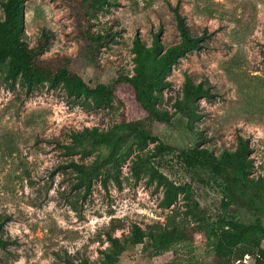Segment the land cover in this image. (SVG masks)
Masks as SVG:
<instances>
[{
    "label": "rangeland",
    "instance_id": "rangeland-1",
    "mask_svg": "<svg viewBox=\"0 0 264 264\" xmlns=\"http://www.w3.org/2000/svg\"><path fill=\"white\" fill-rule=\"evenodd\" d=\"M113 5L94 17L95 29L113 24L118 34L102 51L98 69L78 51L72 68L91 85L109 84L120 72L134 73L133 40L152 44L162 28L161 42L181 40L174 7H178L200 48L181 56L166 73L169 84L158 91V106L174 113L183 96L185 80L201 83L210 94L197 99L199 116L189 120L176 112L171 122H155L159 141L178 149L208 147L220 154L235 149L239 136L251 147L250 177L264 175V0H112ZM64 6L57 0H26L23 37L33 43L44 29L52 31L47 53L70 52L75 41ZM0 0V17H3ZM145 116L131 89L120 85L111 106L96 108L90 98L69 97L61 84L28 87L21 77L7 78V63L0 66V215L8 216L0 250V264H100L110 250L108 233L123 237L137 224L157 235L173 228L186 230V238L163 248L147 236L128 245L113 264H215L214 231L225 219L251 223L264 221V191L260 198L223 189L210 171L186 168L172 154L157 156L160 170L176 183L190 187L171 206L161 203L163 189L147 174H132L137 153L154 150L135 145L121 161L119 179L94 178L91 188L75 187L77 172L59 167L72 160L91 162L105 149L66 155L63 143L70 133L86 126L108 129L123 118ZM241 263L252 264L245 257Z\"/></svg>",
    "mask_w": 264,
    "mask_h": 264
},
{
    "label": "trees",
    "instance_id": "trees-1",
    "mask_svg": "<svg viewBox=\"0 0 264 264\" xmlns=\"http://www.w3.org/2000/svg\"><path fill=\"white\" fill-rule=\"evenodd\" d=\"M57 1L64 6L62 13L70 24L63 36L66 40L75 41L77 48L70 52L56 51L48 54L46 49L52 38L51 30L44 29L33 43L23 37L26 0H1L4 15L0 17V66L7 63V78L16 79L20 76L28 87L48 83L49 87L55 88L61 84L69 97L90 98L96 108L111 106L118 87L126 85L131 89L138 107L145 113L143 118L137 120L123 118L108 129L86 126L70 133L71 141L62 144L66 155L80 152L81 157L85 158L93 150L107 151L104 157L99 155L91 162L72 160L59 166L77 172L75 187L89 190L93 179L100 176L104 181L108 177L118 180L122 158L129 154L132 146L144 149L148 140H152L158 141L154 150L137 153L132 159L131 170L136 177L147 174L151 182L163 189L162 205L171 206L181 193L189 197L191 191L190 187L176 183L160 170L155 159L166 153L176 156L186 168L200 167L210 171L213 176L221 179L223 189L230 192L235 189L244 195L253 194L260 198L259 193L264 191V175L257 179L250 177L253 165L251 147L243 136H239L235 149L225 148L217 154L203 146L178 149L164 144L154 135V123H169L176 112H181L189 120L198 117L197 99L210 94V90L203 84H195L188 77L184 83L183 96L174 103V113L158 106V91L169 84L166 79L168 70L186 52L202 46V38L192 34L178 7H174V11L180 41L165 46L160 39L162 28L154 33L150 45L136 36L132 46L134 73L129 75L120 72L109 84L91 85L72 66L77 52L83 51L98 69H105L106 65L100 56L104 48L115 39L118 29L110 24L103 31H97L93 19L114 3L112 0ZM9 220L7 215H0V250L6 248L8 242L4 237V228ZM187 234L188 231L184 229L173 228L149 235L137 224L133 225L129 235L123 237L108 233L110 250L104 252L105 258L100 264L115 263L128 245L141 244L147 236L153 240L157 237V244L165 248L174 241L186 238ZM214 238L215 264L241 263L247 259L245 257L252 260V264H264V221L261 216H257L251 223H244L235 217L225 219L224 224L214 231ZM69 264L75 263L71 261Z\"/></svg>",
    "mask_w": 264,
    "mask_h": 264
}]
</instances>
